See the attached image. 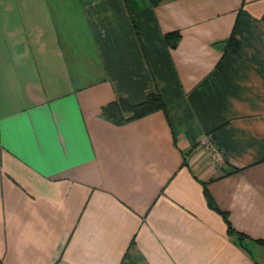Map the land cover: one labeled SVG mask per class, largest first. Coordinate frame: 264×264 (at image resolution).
<instances>
[{"label":"crops","instance_id":"obj_1","mask_svg":"<svg viewBox=\"0 0 264 264\" xmlns=\"http://www.w3.org/2000/svg\"><path fill=\"white\" fill-rule=\"evenodd\" d=\"M17 1L0 0L3 263L264 264V0ZM153 92L164 110L100 115Z\"/></svg>","mask_w":264,"mask_h":264},{"label":"trees","instance_id":"obj_2","mask_svg":"<svg viewBox=\"0 0 264 264\" xmlns=\"http://www.w3.org/2000/svg\"><path fill=\"white\" fill-rule=\"evenodd\" d=\"M170 35H174V37H177L178 35L176 33H170ZM165 40L169 44H174V42H169V34L167 33L165 35ZM233 42L232 49L236 50L238 47V44L235 40L230 39ZM164 110L165 104L163 100L161 99V96L158 92H153L147 95V97L139 102V103H130L124 98H117L114 99L105 105H103L100 109V115L109 120L113 123L120 124L124 123L136 118L143 117L145 115H148L152 112H155L156 110ZM204 191L207 196L208 203H211V196L209 195V192L206 189V186H204ZM214 209H216L215 205H210ZM223 215L224 213L221 212ZM238 232V238L240 240L243 239V237H246L247 235L241 231ZM257 241L264 242V239H256ZM0 264H4L3 261L0 259Z\"/></svg>","mask_w":264,"mask_h":264},{"label":"built area","instance_id":"obj_3","mask_svg":"<svg viewBox=\"0 0 264 264\" xmlns=\"http://www.w3.org/2000/svg\"><path fill=\"white\" fill-rule=\"evenodd\" d=\"M197 146L208 153L209 160L213 164L221 165L225 160V155L216 146L210 134H205L199 140Z\"/></svg>","mask_w":264,"mask_h":264},{"label":"rangeland","instance_id":"obj_4","mask_svg":"<svg viewBox=\"0 0 264 264\" xmlns=\"http://www.w3.org/2000/svg\"><path fill=\"white\" fill-rule=\"evenodd\" d=\"M25 0H18L17 3H16V9H19V10H23L25 7H24V4H25ZM3 6H5V3H3ZM35 8V7H34Z\"/></svg>","mask_w":264,"mask_h":264}]
</instances>
